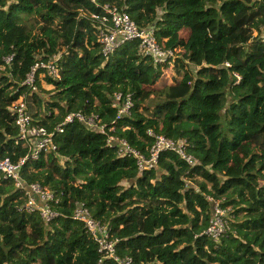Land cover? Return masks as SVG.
<instances>
[{"label": "trees", "instance_id": "16d2710c", "mask_svg": "<svg viewBox=\"0 0 264 264\" xmlns=\"http://www.w3.org/2000/svg\"><path fill=\"white\" fill-rule=\"evenodd\" d=\"M97 1L0 0V159L26 156L21 178L56 200L44 225L36 212L18 210L24 196L0 176V264H116L71 218L76 203L108 225L115 255L133 264H264V0ZM103 3L138 28L151 26L174 57L153 64L136 39L103 57L92 17ZM54 54L58 78L36 69L28 94L25 74ZM115 92L132 101L116 120ZM24 96L31 122L55 146L35 160L6 108ZM150 98L158 100L144 104ZM76 111L112 124L111 134L142 153L154 135L183 140L197 163L162 150L154 168L138 172L131 156L106 145L107 132L76 121L53 131ZM208 199L226 209L215 241L204 234Z\"/></svg>", "mask_w": 264, "mask_h": 264}, {"label": "built area", "instance_id": "2783aa9c", "mask_svg": "<svg viewBox=\"0 0 264 264\" xmlns=\"http://www.w3.org/2000/svg\"><path fill=\"white\" fill-rule=\"evenodd\" d=\"M87 1L98 6L97 0ZM99 7L101 14L92 15V17L98 21L96 26V41L99 44V50L103 57L111 55L117 47L133 39L138 41L139 53L150 57L153 64H159L168 58L174 57L173 50H162L157 46L151 26L138 28L125 12L113 5L103 3ZM260 37L264 41V32L261 33ZM9 59L10 57H6L4 62L8 63ZM58 59L59 54H54L49 56L46 61L36 62L30 67L22 80V84L28 89V94L36 91L34 85L36 69L43 68L46 75L54 79L58 78ZM223 65L227 64L224 63ZM110 106L115 108V120L123 115H127L132 106L130 95H121L119 92L112 93L110 96ZM10 113L13 116V124L16 128L17 137L27 147L28 158L35 160L40 153L55 150L51 137L52 134L47 132L44 127L31 122L30 112L27 110L25 101L18 99L16 102H13L10 107ZM72 121H76L87 129L99 133L107 132L106 145L114 147L117 156H131L134 159L138 172L154 168L158 153L162 150L174 152L189 166L197 163L194 158L185 152L186 143L183 140L171 141L161 135H154L152 143L146 149V152L142 153L131 147L126 140L111 134L114 126L112 124L105 126L103 123H99L93 114L85 115L79 111L67 113L62 118V121L54 126L53 131H61L60 127L62 125ZM147 135H151V133L147 131ZM25 158L26 156L14 163L10 162L7 158L0 159V176L10 179L14 188L24 196V202L18 210L26 213L36 212L43 224L47 225L56 216V212L50 208V203L56 202V200L52 191L46 187L38 183H26L21 178L20 167ZM208 200L211 201L210 199ZM71 218L82 224L86 234L96 243L97 251L102 253L103 257L110 258L116 264H133L129 258H119L115 255L113 247L115 240L109 238L108 225L94 219L83 204L76 203L72 209ZM226 227V209L221 208L217 201H211L210 215L204 234L215 241L225 231Z\"/></svg>", "mask_w": 264, "mask_h": 264}, {"label": "rangeland", "instance_id": "374dc122", "mask_svg": "<svg viewBox=\"0 0 264 264\" xmlns=\"http://www.w3.org/2000/svg\"><path fill=\"white\" fill-rule=\"evenodd\" d=\"M168 70H169L170 73H174V69H173V68L168 69ZM42 88H43V89H48L49 87L43 85V83H42ZM41 97L44 98V99H46L47 95L44 94V93H41ZM20 100H21V101H25V104H26L27 110L31 113V112L33 111V106H32L31 103L27 100L26 96L23 97V98L21 97ZM157 100H158V98H150V99H148V100H145V101H144V104H147V105L150 106V105L152 104V102H155V101H157ZM6 108H7V110H9L10 105L7 106ZM150 109H151V108H150ZM3 114H6V113H5L4 109L1 107V103H0V115H3Z\"/></svg>", "mask_w": 264, "mask_h": 264}]
</instances>
